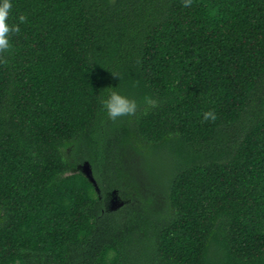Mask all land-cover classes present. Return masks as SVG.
<instances>
[{"label":"trees","instance_id":"1","mask_svg":"<svg viewBox=\"0 0 264 264\" xmlns=\"http://www.w3.org/2000/svg\"><path fill=\"white\" fill-rule=\"evenodd\" d=\"M20 15L0 264H264V0H13ZM114 90L135 115L108 118Z\"/></svg>","mask_w":264,"mask_h":264},{"label":"clouds","instance_id":"2","mask_svg":"<svg viewBox=\"0 0 264 264\" xmlns=\"http://www.w3.org/2000/svg\"><path fill=\"white\" fill-rule=\"evenodd\" d=\"M191 0H184V7H190ZM13 0H0V58L7 53L12 45L11 40L14 34L20 32V24L26 22V17L20 15L19 23L12 22ZM102 106L109 119L115 121L118 118L135 115L138 105L133 99L114 90L102 100ZM217 119L214 110L203 113L204 121H215Z\"/></svg>","mask_w":264,"mask_h":264},{"label":"water","instance_id":"3","mask_svg":"<svg viewBox=\"0 0 264 264\" xmlns=\"http://www.w3.org/2000/svg\"><path fill=\"white\" fill-rule=\"evenodd\" d=\"M82 172L85 174V176L89 179V181L96 187L97 191H98V188H97V184H96V181L93 177V172H92V169L90 167V165L88 163H86L84 166H82ZM117 208L115 209H112V210H116Z\"/></svg>","mask_w":264,"mask_h":264},{"label":"rangeland","instance_id":"4","mask_svg":"<svg viewBox=\"0 0 264 264\" xmlns=\"http://www.w3.org/2000/svg\"><path fill=\"white\" fill-rule=\"evenodd\" d=\"M82 170V169H81ZM123 205L122 201H120L117 197L116 194L113 196L112 201H111V208H119Z\"/></svg>","mask_w":264,"mask_h":264}]
</instances>
